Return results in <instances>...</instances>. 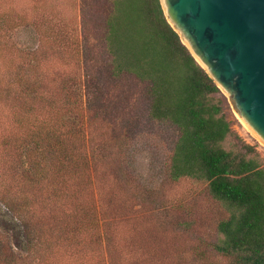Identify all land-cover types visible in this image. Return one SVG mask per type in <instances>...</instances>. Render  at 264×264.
<instances>
[{"label":"trees","instance_id":"obj_1","mask_svg":"<svg viewBox=\"0 0 264 264\" xmlns=\"http://www.w3.org/2000/svg\"><path fill=\"white\" fill-rule=\"evenodd\" d=\"M39 1L29 14L0 0V31L29 24L46 34L34 50L0 34V203L21 223L16 246L25 251L0 232V264H147L129 224L153 203L131 166L136 138L122 130L126 120L106 116L104 103L102 79L124 75L150 84L147 119L177 130L166 177L206 182L226 208L215 254L228 264H264L263 160L234 130L226 97L160 0H93L92 8L107 9L104 71L90 65L84 22L69 23ZM88 7L81 0L82 13Z\"/></svg>","mask_w":264,"mask_h":264},{"label":"rangeland","instance_id":"obj_2","mask_svg":"<svg viewBox=\"0 0 264 264\" xmlns=\"http://www.w3.org/2000/svg\"><path fill=\"white\" fill-rule=\"evenodd\" d=\"M8 8L19 5L32 13L36 0H5ZM81 0H40L39 5L57 6L69 23L84 22L87 50L91 67L109 69L111 59L104 40L107 9L92 8L93 0H83L88 6L82 13ZM11 43L24 50L37 49L46 40L45 32L29 24L13 31H0ZM108 79V80H106ZM107 92L105 104L109 105L107 117L126 120L122 130L133 132L136 138L130 149V162L138 182L148 188V210L132 216L130 227L132 246L139 252V259L147 264H228V260L215 254L213 245L221 239L218 223L227 217L226 208L209 194L204 181L183 178L171 181L166 177L165 163L177 138L176 128L168 122L154 123L147 119L149 83L134 75L121 78H104ZM102 82V83H103ZM224 94V93H223ZM228 102V114L234 130L249 144L255 146L264 163V143L259 140L236 115ZM110 112V113H109ZM121 130L118 128L117 132ZM149 212V213H148ZM149 214L153 216H149ZM158 218H163L165 224ZM0 232L6 234L18 254L25 251L16 245L23 239L21 223L0 203Z\"/></svg>","mask_w":264,"mask_h":264},{"label":"water","instance_id":"obj_3","mask_svg":"<svg viewBox=\"0 0 264 264\" xmlns=\"http://www.w3.org/2000/svg\"><path fill=\"white\" fill-rule=\"evenodd\" d=\"M196 62L264 143V0H160Z\"/></svg>","mask_w":264,"mask_h":264},{"label":"bare ground","instance_id":"obj_4","mask_svg":"<svg viewBox=\"0 0 264 264\" xmlns=\"http://www.w3.org/2000/svg\"><path fill=\"white\" fill-rule=\"evenodd\" d=\"M252 132V131H251Z\"/></svg>","mask_w":264,"mask_h":264}]
</instances>
